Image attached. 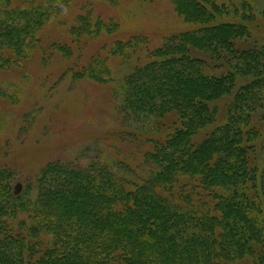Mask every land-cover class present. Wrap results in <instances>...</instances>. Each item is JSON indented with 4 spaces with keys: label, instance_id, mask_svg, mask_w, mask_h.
Returning a JSON list of instances; mask_svg holds the SVG:
<instances>
[{
    "label": "trees",
    "instance_id": "obj_1",
    "mask_svg": "<svg viewBox=\"0 0 264 264\" xmlns=\"http://www.w3.org/2000/svg\"><path fill=\"white\" fill-rule=\"evenodd\" d=\"M72 1L0 0V68ZM174 5L198 28L125 84L127 116L172 120L158 136L138 129L150 145L140 182L92 159L41 173L33 198L0 165V264H264V41L244 24L256 17L244 2L222 22L217 0Z\"/></svg>",
    "mask_w": 264,
    "mask_h": 264
},
{
    "label": "rangeland",
    "instance_id": "obj_2",
    "mask_svg": "<svg viewBox=\"0 0 264 264\" xmlns=\"http://www.w3.org/2000/svg\"><path fill=\"white\" fill-rule=\"evenodd\" d=\"M174 1L73 0L70 8L59 3L31 45L0 68V165L16 173L15 192L31 185L34 198L41 173L56 165L84 167L92 159L122 175L136 173L140 182L150 145L138 129L158 136L172 120L127 116L125 84L172 36L198 28L176 11ZM217 1L220 22L233 20L235 11L242 16L244 2L256 17L244 23L249 42L264 41V0ZM98 18L114 21L115 29L88 33L83 24Z\"/></svg>",
    "mask_w": 264,
    "mask_h": 264
}]
</instances>
